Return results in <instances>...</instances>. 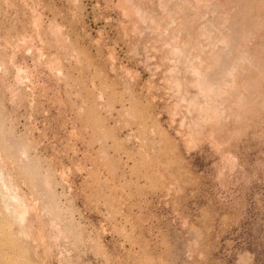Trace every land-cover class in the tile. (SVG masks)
I'll return each mask as SVG.
<instances>
[{
  "label": "rangeland",
  "instance_id": "obj_1",
  "mask_svg": "<svg viewBox=\"0 0 264 264\" xmlns=\"http://www.w3.org/2000/svg\"><path fill=\"white\" fill-rule=\"evenodd\" d=\"M0 264H264V0H0Z\"/></svg>",
  "mask_w": 264,
  "mask_h": 264
},
{
  "label": "bare ground",
  "instance_id": "obj_2",
  "mask_svg": "<svg viewBox=\"0 0 264 264\" xmlns=\"http://www.w3.org/2000/svg\"><path fill=\"white\" fill-rule=\"evenodd\" d=\"M206 1H207V0H206ZM137 8H139V7L137 6ZM139 9H140V8H139ZM137 10H138V9H137ZM143 11H144V10H143ZM143 11H142V13H143ZM136 12H137V11H136ZM138 12H139V10H138ZM140 12H141V10H140ZM140 12H139V13H140ZM139 13H138V16H139ZM143 15H144V13H143ZM146 18H147V17H146ZM142 19H143V18H142ZM182 26H183V25H182ZM189 26H190V25H189ZM183 28H185V27H183ZM205 28H206V27H205ZM209 28H210V27H208V28H207L208 30L206 29V31H210ZM202 30H203V28H202ZM204 30H205V29H204ZM211 31H212V30H211ZM200 32H201V31H200ZM204 32H205V31H204ZM204 32H203V33H204ZM203 33H202L201 35H204V34H205V33H204V34H203ZM206 33H207V32H206ZM225 38H226V37H225ZM223 39H224V38H223ZM223 41H224V40H223ZM223 41H221V42H223ZM227 41H228V40H227ZM185 43H186V42H185ZM224 43H225V42H224ZM176 45H177V44H176ZM174 46H175V45H174ZM180 46H181V45H180ZM184 46H185V45L183 44V47H184ZM175 47H176V46H175ZM180 48H181V47H180ZM180 48H179V49H180ZM175 50H176V49H175ZM183 50H184V49H183ZM171 51L173 52V49H172ZM179 51H180V50H179ZM184 51H185V50H184ZM184 51H183V52H184ZM173 53H178V51H177V52L174 51ZM181 53H182V52H181ZM184 53H185V52H184ZM184 53H182V54L178 53V54L181 56V55H183ZM240 53H242V52H240ZM180 56H179V57H180ZM215 56H216V55H215ZM215 56L213 55V59H214V58L216 59V57H219L218 55H217L216 57H215ZM220 56H221V55H220ZM221 57H222V56H221ZM221 57H219V58H220V61H221ZM225 57H226V56H225ZM222 59H223V58H222ZM225 59H227V58H225ZM229 59H230V58H229ZM218 60H219V59H218ZM223 60H224V59H223ZM215 61H216L215 65H218V64H217V60H215ZM224 61H225V60H224ZM224 61H223V64H225ZM228 61H230V60H228ZM225 62H226V61H225ZM229 63H231V62H229ZM229 63H228V64H229ZM220 64H222V62H221ZM220 64H219V65H220ZM233 64H234V62H233ZM233 64H232V65H233ZM225 65H226V64H225ZM209 66H210V65H209ZM213 66H214V65H212V67H213ZM235 66H236V64H235ZM194 67H195V66H194ZM223 67H226V66H223ZM223 67H220L221 70H223V69H222ZM232 67H233V66H232ZM191 68L193 69V67H191ZM207 68H210V67H207ZM229 68H230V67H229ZM229 68H228V69H229ZM234 68H236V67H234ZM198 69H199V68H198ZM224 69H225V68H224ZM231 69H232V68H231ZM204 70H205V69H204ZM214 70H215V69H214ZM221 70H220V71H221ZM194 71H196V70H194ZM194 71L192 70V72H194ZM199 71H200V70H199ZM211 71H212V70H211ZM201 72H202V71H201ZM228 72H229V71H228ZM197 73H198V72H197ZM224 73H225V76H226V75H227L226 72H224ZM230 73H232V72H230ZM230 73L228 74V76L230 75ZM218 74H219V73H218ZM204 75H205V77L207 76L205 72H204L203 76H204ZM222 75H224V74L222 73ZM197 76H199V75H197ZM201 76H202V75H201ZM199 78H200V80H201V77H199ZM223 78H224V77H223ZM223 78H222V80H224ZM203 79H204V78H203ZM204 80L206 81V79H204ZM210 80H211V79H210ZM220 80H221V79H220ZM197 81H199V80L197 79ZM207 81H208V80H207ZM224 81H226V80H224ZM195 82H196V80H195ZM222 82H223V81H222ZM198 83H199V84L196 83L197 86L201 85L200 83H203V84H204V82H202V81H200V82H198ZM215 83L217 84L218 82H214L213 84H215ZM176 84L179 85L180 83L178 84V82H176ZM203 84H202V85H203ZM216 84H215V85H216ZM204 85H206V84H204ZM219 85H220V83H219ZM195 86H196V85H195ZM197 86H196V87H197ZM217 86H218V85H217ZM220 86H221V85H220ZM204 87H205V86H204ZM214 87H215V86H214ZM218 87H219V86H218ZM198 88H200V87H198ZM201 88L203 89V87H201ZM201 88H200V89H201ZM206 88L208 89V88H210V87H206ZM211 89H212V87H211ZM216 89L218 90V88H216ZM207 91H211V90H207ZM212 91H213V90H212ZM214 91H216V90H214ZM214 91H213V92H214ZM205 92H206V89H205V91L203 90V93H202V92H200V93H201V94H204ZM216 92H217V91H216ZM216 92H215V93H216ZM206 93L211 94L212 92H211V93H210V92H206ZM206 93H205V94H206ZM215 93H214V94H215ZM218 93H219V92H218ZM208 94H206L205 96H207ZM205 96L203 95L204 98H205ZM210 97H211V95H210ZM210 97H208V98H210ZM211 98H212V97H211ZM239 98H240V97H239ZM239 98H238V99H239ZM212 99H213V98H212ZM212 99H211V100H212ZM240 99H241V98H240ZM240 99H239V100H240ZM241 100H242V99H241ZM213 101H214V100H213ZM207 102H208V100H207ZM210 103H211V101H210ZM207 104H208V103H207ZM212 104H213V103H212ZM213 105H214V104H213ZM216 107H218V106H216ZM210 108H211V107H210ZM212 108H214V107L212 106ZM212 110H213V109H212ZM214 111L216 112V110H214ZM217 111H218V110H217ZM14 197H15V196H14ZM13 199L16 200L17 197H15V198H13ZM16 201H17V200H16ZM18 202H19V201H18ZM16 203H17V202H16ZM19 203H20V202H19ZM17 204H18V203H17ZM20 204L22 205V203H20ZM23 205H24V204H23ZM23 205H22V206H23ZM24 207H25V206H23V208H24ZM20 208H21V207H20ZM25 208H26V207H25ZM13 210H14V209H13ZM20 210H22V208H21ZM22 211H23V210H22ZM26 211H27V210H26ZM26 211H25V213H26ZM15 212H17V211H15ZM21 213L23 214V212H21ZM21 213H20V214H21ZM14 214H15V213H14ZM20 214H19L18 216H21V215H22V214H21V215H20ZM23 215H25V214H23ZM23 215H22L21 218L19 217V220L21 219V221H22V219H23Z\"/></svg>",
  "mask_w": 264,
  "mask_h": 264
}]
</instances>
